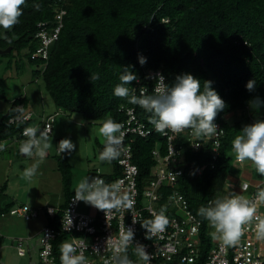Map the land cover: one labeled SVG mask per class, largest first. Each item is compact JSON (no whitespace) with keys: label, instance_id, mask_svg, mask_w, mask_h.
Instances as JSON below:
<instances>
[{"label":"trees","instance_id":"16d2710c","mask_svg":"<svg viewBox=\"0 0 264 264\" xmlns=\"http://www.w3.org/2000/svg\"><path fill=\"white\" fill-rule=\"evenodd\" d=\"M37 3L39 11L33 7ZM22 8L19 23L0 36V49L11 48L4 56L12 57L14 52L18 54L28 48L24 56L35 67L33 75L42 79L54 107L69 116L77 114L91 123H103L108 118L120 122L125 119L126 110L132 109L136 119L151 129L150 113L114 95V88L120 83L121 68L125 66H133L132 71L138 77L139 83L131 84L137 95L141 87L146 88L147 94H153L154 83L149 74L156 70L162 71L168 85L183 74L199 79L201 90L204 81L212 82L213 89L226 105L215 120V123L221 122L225 133L214 167L210 166V142L193 149L189 130L176 134L173 143L182 152L183 174L175 187L162 186L157 207L158 210L166 207V216L173 217L175 211L167 208V197L174 191L183 195L189 209L201 222L197 258L193 264H205L214 243L209 234L210 224L198 215V210L216 198L229 195L223 192L227 175L237 172L229 156L232 141L251 120L264 119V108L253 109L249 105L256 96L264 100V0H27V6ZM59 8L66 12L63 28L50 49L45 69L40 70L41 63L29 58L37 45L36 25L42 21L51 24ZM140 55L147 60L143 66L139 63ZM97 75L98 79H91ZM251 79L256 82L255 92L246 89ZM17 106L23 107V113L27 111V99H15L9 109L0 114V141L21 138L22 131L34 118L9 124V118L21 114L14 111ZM227 114L238 117L232 125L222 120ZM125 141L131 148V163L138 168L137 186L141 193L145 181L153 177L151 171L157 162L153 151L164 156L167 142L157 131L146 138L130 135ZM69 157L68 153L57 156L65 202L53 215L46 210V226L59 227L63 211L75 193L69 189L72 181ZM116 160L111 161V174H102L97 169L107 183L121 176ZM262 178L257 173L256 179ZM260 188L264 185L253 187V193ZM98 211L96 209L97 215ZM0 216H4V212H0ZM72 236L79 237L64 233L53 242L55 264L61 263L60 245ZM156 262L182 264L177 257L169 262Z\"/></svg>","mask_w":264,"mask_h":264},{"label":"built area","instance_id":"2783aa9c","mask_svg":"<svg viewBox=\"0 0 264 264\" xmlns=\"http://www.w3.org/2000/svg\"><path fill=\"white\" fill-rule=\"evenodd\" d=\"M65 14V10L59 8L56 10L51 24L48 21H42L36 25L37 32L34 37L37 40V45L30 53L29 58L30 61H39L41 70H44L47 65L51 47L59 39ZM161 75L164 77L161 70H156L149 74V79L154 83V88L158 77ZM136 82L139 83L138 80ZM160 83L166 84L165 77L164 81ZM246 112L249 115V111ZM33 116L32 111H25L23 114L9 118L8 123L29 122ZM17 117L19 118L17 119ZM222 120L224 121V117ZM53 122L54 118L48 117L44 121L41 130L47 127L51 134ZM255 122L256 120H251L250 124ZM117 123L123 126L122 131L125 133L123 151L116 160L122 172L119 178L111 182L122 181V190L126 191L132 199V207L130 209H113L107 215L99 210L98 215L96 214L97 212L95 215H91L79 211L81 201H76L74 193L69 199L67 208L63 211L59 227L45 226L38 236L37 254L39 264H55L53 242L64 233L79 235V237L72 236L68 242L75 241L76 254L82 253L87 260V264H115L114 256L125 254L123 251L117 253L116 248L120 242L121 232L126 230V228L133 229L135 233L134 241L126 249V254L133 264H157V260L169 262L175 257L182 264H193L195 262L201 222L189 209V204L182 194L174 191L167 197V208L175 211V216H167L169 223L162 232H157L154 235L150 234L151 239H146L147 230L142 227L146 220L153 219L154 215L160 211L157 207L160 206L161 196L159 192L162 186L175 187L178 178L183 174L182 152L173 143L174 136L179 133H173L170 130L159 132L167 142L166 154L161 156L158 151H153L157 161L153 172L151 171V176L153 177L152 180L145 181L146 184L144 183L143 190L140 193L137 186L138 168L131 163V148L125 139L130 135L146 138L157 130L154 126L149 129L138 121L132 109L126 110L125 119ZM216 124L218 133L211 137L197 139L191 135V130L188 131L193 149H199L203 143H211V168L214 167L213 162L216 160L221 146L220 140L225 133L221 122H216ZM219 130H222V132ZM23 131L21 141L26 139L23 136ZM197 173L200 174L201 170H197ZM96 176L104 179L99 170L95 171L91 177ZM255 194V192L252 193L248 199H253ZM263 209L264 203L258 202L255 217L250 223L242 226V234L235 243L225 244L223 240L214 243L207 255L205 264H264V239H258L256 234V224L258 223L256 217L264 218ZM54 212L53 208L47 210L49 215H53ZM9 215L19 216L26 221H30L37 217V212L31 210L27 205H21L11 208ZM136 244L146 246V251L149 254L148 261H144L136 254ZM22 245L20 240L17 246L18 255L20 256L25 255V249Z\"/></svg>","mask_w":264,"mask_h":264},{"label":"clouds","instance_id":"9594fccd","mask_svg":"<svg viewBox=\"0 0 264 264\" xmlns=\"http://www.w3.org/2000/svg\"><path fill=\"white\" fill-rule=\"evenodd\" d=\"M22 6H27V0H0V27L11 30L18 24L19 18L23 15ZM33 7L37 11L40 10L38 3ZM146 62V58L140 55L139 63L143 66ZM132 67L121 68L120 83L115 86L114 95L127 99L130 104L138 105L150 113L149 123L158 132L170 130L173 133H181L191 130V135L196 138L211 137L218 133L215 120L226 105L213 89L211 81H204L203 90H201V81L191 74L177 76L172 85L161 84L160 82L164 81V77L161 75L158 77L153 94H147L146 88L141 87L139 95H137V90L131 86L132 82L138 80ZM98 78V75L91 77V79ZM246 89L249 92L256 91L255 79L247 82ZM249 105L253 109L264 108V100L256 96L249 101ZM14 111L22 114L23 107L17 106ZM122 128L120 123L111 118L105 119L102 123L99 131L105 138V145L99 156L101 161L111 162L118 158L123 151L125 133ZM219 131L222 132V130ZM23 136L26 139L21 141L19 152L26 157L36 158L35 162L22 174V178L31 180L37 174L40 163L46 158L48 150L52 147L49 141L50 130L47 127L43 130L38 127H27L23 131ZM3 147L4 145L0 144V150H3ZM57 147L61 154H71L76 145L71 139L65 138L59 141ZM232 149L238 161L253 162L256 171L264 176V120L258 119L255 123L244 126L241 134L232 141ZM75 199L90 204L105 212V215L113 209H130L133 204L129 194L122 190V181L116 180L107 183L99 176L83 178L75 188ZM258 202L264 203V188H260L253 199H248L235 192L216 198L210 201L207 207L201 206L198 215L207 220L210 226L215 229L214 237L221 238L225 244H233L241 236L242 226L250 223L255 217ZM165 213L166 207H162L153 219L146 220L142 224V227L147 230L146 239H151L150 234L154 235L166 228L169 220ZM256 219L258 220L256 224L257 238L264 239V218L256 217ZM133 222L135 223V221ZM134 237L135 233L131 228H126L121 232L116 252L123 251L125 254L114 256L115 264H133L126 254V249L134 241ZM60 251L62 253L61 264H87L82 253L76 254L75 241L63 242L60 245ZM135 251L144 261L149 260L145 245L136 244Z\"/></svg>","mask_w":264,"mask_h":264},{"label":"rangeland","instance_id":"374dc122","mask_svg":"<svg viewBox=\"0 0 264 264\" xmlns=\"http://www.w3.org/2000/svg\"><path fill=\"white\" fill-rule=\"evenodd\" d=\"M7 30L0 27V36ZM28 52V48H23L18 54L13 53L12 57H7L0 55V113L4 114L10 107L12 101L25 94L30 95L31 92L34 94L33 97L38 101V105L34 103L33 107H29L31 110L37 111L39 109L40 102L43 101L45 106L46 114L54 113L56 111L53 109V103L47 92L44 90L43 81L40 77H35L32 70L35 69L34 66L30 65L24 55ZM40 91V93H39ZM32 110L36 116V112ZM42 110V109H41ZM53 111V112H52ZM64 113H58L54 116L55 124L52 135L49 137V141H60L61 139L69 138L76 145L75 150L71 153L69 169L72 175V190H75L78 183L85 177H89L97 169L100 170L102 174H111L113 167L111 162L101 161L99 159L100 153L104 150L105 138L101 135L99 129L102 123H91L83 121L82 118L77 114H72L70 121L66 120L63 116ZM33 127L41 128L42 123L40 119L34 117L32 122ZM54 143V142H53ZM3 145L9 144L8 141L2 142ZM14 148V147H13ZM55 148H52V157H46L39 166L37 174L31 179L27 180V189L30 193V198L32 200L39 201L42 205L51 202L54 204H60L64 199L62 188H61V178L58 174V169L56 165V160L54 159ZM49 158L53 160H49ZM34 161L31 163L29 159L23 158L22 156L15 155L14 151L4 150L0 153V170L4 171V167L8 166L10 168V177L19 173L22 178L24 170L30 167ZM10 161V163H6ZM22 165L24 167L23 171L18 170L17 166ZM45 166V167H43ZM45 175H41V172H45ZM13 181V182H12ZM16 178H11L10 183L14 184ZM9 183V188L11 184ZM45 194L43 196L42 194ZM28 205H31L28 202ZM79 211L83 213H88L95 215L96 208L90 206L89 204L81 201L79 206ZM43 216L40 219L32 220L30 223L34 227H40L43 222H41ZM44 220V219H43ZM44 224V223H43ZM209 229H212L209 226ZM213 243H215L218 238L213 235ZM9 256L3 254L1 256L2 264H28L29 257L26 254L24 257H19L15 255V251L9 250L6 252ZM35 261V256H33L32 262Z\"/></svg>","mask_w":264,"mask_h":264},{"label":"crops","instance_id":"0c3cea01","mask_svg":"<svg viewBox=\"0 0 264 264\" xmlns=\"http://www.w3.org/2000/svg\"><path fill=\"white\" fill-rule=\"evenodd\" d=\"M33 96L34 94L32 92L30 95L25 94L24 96H20V97H25L27 99L28 106H26L27 107L26 109L30 111L34 110V109L31 110L29 108V107H33L34 103L38 105V101ZM39 104H40L39 109L37 108V111L34 110L36 112V116L34 114V117H37L38 119H40V122L42 124H43V121L47 117H54L55 115L57 116L58 113H61V112L64 113L61 109H56L55 107H53V109H55L56 111H54V113L46 114V111L44 110L45 106L43 104V101H41ZM63 116H65L64 118H66V120L70 121L71 116L67 115L66 112L64 113ZM237 118L238 117H235L232 114H227L225 115L224 120L226 123L232 125L233 123H235ZM33 120L34 118L32 119L29 127H33L32 126ZM55 123L56 122L54 119L53 129H54ZM53 129H52V133H53ZM52 133L50 134V136L52 135ZM4 141H8L9 144H5L3 147V150H0V153L3 152L4 150H7V151L13 150L16 157L17 155L22 156L23 158L29 159L31 163L34 161L32 158L36 159L35 157H26L19 152L21 138H13V139L4 140ZM4 141H0V144H2V142ZM50 143L52 144V147L48 150V154L46 157H52L51 156L52 148H55L54 159L56 160V165H57V156L61 154L59 153L58 147H57L59 144V141H50ZM229 156L231 157L232 164L236 167L237 172L233 171L232 173L227 175L226 184L223 189V192H226L229 194H232L235 192L237 194H241L244 197L248 198L251 195V193H253L254 191L253 187L258 188L259 186L264 185V176L261 180L256 179L258 172L256 171V168L253 162L248 161V160H245L243 162L238 161L235 157V153L233 149L230 151ZM49 160H53V159L49 158ZM69 162H70V157H69ZM6 163H10V161ZM4 168H5L4 171L0 173V212H4V216H0V264H2L1 256H3V254L6 256H9L6 253V252L9 253V250L15 251L16 253L15 255L19 257H24L26 254H28V257L30 258L28 264H39L38 254H37V250H38L37 242H38V236L42 228L47 225L48 218H47L46 210H48L49 208H53L55 212H57L59 209H61L62 205L65 202L64 186H63L61 174L59 170L56 169V171L58 170L57 172L61 178V188H62L64 199L62 200L60 204H54V203L48 202L42 205V203H40L39 201H36V200L34 201L30 198V195H29L30 193H28L29 191L27 189V181L24 178L21 180V177L19 176L21 174L19 173L15 174L13 177L16 178V181L14 182V184H11L10 181H11V178L13 177H10L11 176L10 168L8 166H5ZM17 168L20 171L24 170V167L22 165H18ZM40 174L45 175L46 171L41 172ZM9 183L11 184L10 188H9ZM72 184H73V180L71 181V185L69 188L70 192H75V190L71 189ZM42 195L45 196L44 193ZM28 202H30L31 205H28ZM21 205H27L29 206L31 210L36 211L37 217L31 219L30 221H26L22 217L11 216L9 214H6L5 212L6 210H9L13 207L21 206ZM262 211L264 212V209ZM41 216H43V219H44V220L42 219L41 222H43L44 224L43 223L42 225L40 224V227H34L33 225L30 224L32 220L40 219ZM214 231H215L214 228L210 229L209 234L213 235ZM217 238L218 239L215 240L216 242L219 239H221L219 237ZM20 240L22 241V244H23L22 247L25 249L24 256L18 255L17 246ZM33 256H35V261L32 262Z\"/></svg>","mask_w":264,"mask_h":264},{"label":"water","instance_id":"95a60500","mask_svg":"<svg viewBox=\"0 0 264 264\" xmlns=\"http://www.w3.org/2000/svg\"><path fill=\"white\" fill-rule=\"evenodd\" d=\"M10 50H11V48H8V49H6V50H1V49H0V55L7 54V53L10 52Z\"/></svg>","mask_w":264,"mask_h":264}]
</instances>
